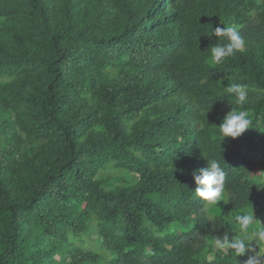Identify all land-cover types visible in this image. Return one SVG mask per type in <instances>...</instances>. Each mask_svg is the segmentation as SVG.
Instances as JSON below:
<instances>
[{
  "label": "trees",
  "instance_id": "trees-1",
  "mask_svg": "<svg viewBox=\"0 0 264 264\" xmlns=\"http://www.w3.org/2000/svg\"><path fill=\"white\" fill-rule=\"evenodd\" d=\"M220 23L245 47L212 67ZM232 108L251 125L222 141ZM212 159L219 214L194 193ZM258 227L264 0H0V264H245L216 241Z\"/></svg>",
  "mask_w": 264,
  "mask_h": 264
},
{
  "label": "clouds",
  "instance_id": "clouds-1",
  "mask_svg": "<svg viewBox=\"0 0 264 264\" xmlns=\"http://www.w3.org/2000/svg\"><path fill=\"white\" fill-rule=\"evenodd\" d=\"M221 24V23H220ZM222 27L212 29L209 37L215 36L217 43L210 48V54L206 63L212 67L224 63L227 59L234 57L245 47V40L239 33L237 27L231 23L221 24ZM208 50V49H207ZM226 95L233 97L237 105L243 106L249 102V89L247 85L233 83L227 85ZM250 113L246 110H232L224 117L218 130V135L222 141L227 138L236 139L250 128ZM196 188L195 195L205 204L210 212L219 214L216 209L217 204L224 196L225 172L220 163L215 160L207 161V167L193 173ZM238 224V231L242 234L247 233L249 227L256 220L254 214L249 212L243 215H237L233 218ZM264 246V228H257L251 236H242L241 238H229L225 235L222 239H217L216 245L220 250H231L238 258L244 256L246 252H252L251 243ZM245 264H264V247L260 252L249 256Z\"/></svg>",
  "mask_w": 264,
  "mask_h": 264
},
{
  "label": "rangeland",
  "instance_id": "rangeland-1",
  "mask_svg": "<svg viewBox=\"0 0 264 264\" xmlns=\"http://www.w3.org/2000/svg\"><path fill=\"white\" fill-rule=\"evenodd\" d=\"M260 222V221H259ZM253 243V242H252ZM251 246H252V248H253V251L252 252H248V255L250 256V255H254V254H256L257 252H260L261 251V249H262V247H264V246H261V245H256L255 246V244H251Z\"/></svg>",
  "mask_w": 264,
  "mask_h": 264
}]
</instances>
